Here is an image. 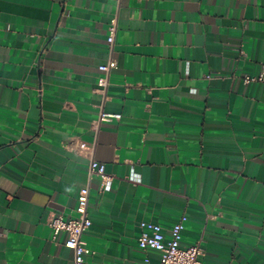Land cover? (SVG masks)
<instances>
[{
  "label": "crops",
  "instance_id": "1",
  "mask_svg": "<svg viewBox=\"0 0 264 264\" xmlns=\"http://www.w3.org/2000/svg\"><path fill=\"white\" fill-rule=\"evenodd\" d=\"M262 69L264 0H0V264H73L48 221L84 186L88 264L156 263L139 223L182 215L201 264H264Z\"/></svg>",
  "mask_w": 264,
  "mask_h": 264
},
{
  "label": "built area",
  "instance_id": "2",
  "mask_svg": "<svg viewBox=\"0 0 264 264\" xmlns=\"http://www.w3.org/2000/svg\"><path fill=\"white\" fill-rule=\"evenodd\" d=\"M107 30L106 41L111 52L116 31L115 17L110 20ZM115 65V60L110 56L105 63L98 66L101 75L97 79L96 90L101 95H104L106 91L109 84V73ZM241 79L245 83L264 82V69L257 75H243ZM112 118L118 119L120 118V114L101 111L98 121H109ZM78 149L82 151L91 149V147L83 142H79ZM87 175L88 177H98L100 186H103L111 178L105 172L104 165L93 158L89 160ZM88 200L89 187H81L77 194L76 215L65 219L61 214H55L48 221L53 235H56L60 231L66 234L64 246L71 250L73 264H88L86 261L87 250L82 238L83 233L91 225V220L88 216ZM185 220L186 217L182 215L170 227L167 235H165L161 226L157 223L147 221L139 223L138 247L144 250L151 249L159 253V260L156 263H151L145 258L147 264H201L202 249L200 246L198 244L183 245L181 243V232Z\"/></svg>",
  "mask_w": 264,
  "mask_h": 264
}]
</instances>
